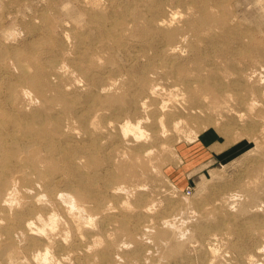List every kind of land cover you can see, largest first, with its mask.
Returning <instances> with one entry per match:
<instances>
[{
	"label": "rangeland",
	"instance_id": "rangeland-1",
	"mask_svg": "<svg viewBox=\"0 0 264 264\" xmlns=\"http://www.w3.org/2000/svg\"><path fill=\"white\" fill-rule=\"evenodd\" d=\"M85 1L87 2L88 0ZM85 1L0 0V47L5 46L7 49L12 50V45L19 43V48L29 53L30 46L35 43L37 45L43 43L42 48L36 53V60L34 59V61L45 62L46 59L49 60L51 49L55 45L60 44L59 40H63L62 46L65 48L70 45L69 40H66V36H64V34L68 33V23L71 22L78 25V27L85 26L88 14L82 8H87L90 5L86 4ZM93 1L99 3H97L99 6L95 10L101 11L108 21H125L126 24H133V21L127 20L130 10L132 12L134 10L143 12L146 19L166 16L171 13L170 11L176 10L178 13H176L175 19H183L184 16L181 14L188 1H190L189 4L195 5L193 9L189 10L193 17L186 21V23L190 24L193 22L194 17H199L203 14L202 12L204 11L200 7L205 6L207 9L204 10L209 12L206 14H210L219 21L224 22V26L228 29L227 32L222 33H218L217 29H215L213 32H206L201 35L199 48L202 62L206 65L213 63L222 64L223 58L229 57L235 59L237 66L241 65L247 70L248 68H259L256 74L264 75V66H262L264 63V52H260L262 47L259 49L258 45H253L252 47L238 49L237 42L233 36L234 30L240 31L244 35L253 36L255 41H260L263 46L264 0ZM200 28L204 31L203 25ZM47 34L50 35V40L44 38ZM157 44L158 41L141 42L131 40L121 49L115 47V54L118 55L119 63L128 64L131 70L137 69L136 74H139L142 71L141 63L145 62L146 57H155L154 50ZM137 52L144 54V56L140 57L134 63V66L131 67V53ZM238 52L239 54H237ZM62 61L65 65V68H62L63 71L67 69V72L65 71L66 73L64 72L61 78L65 91L71 93L79 101L86 98L89 103L96 102L98 96H100L99 94H101V86L97 90L94 89L91 94H87L89 93L87 91L88 88L85 86L82 76L74 69L72 63L65 56L62 57L58 64H62ZM42 65L47 68L49 82L55 83L58 81L48 64L43 63ZM9 70L8 73H1L0 98L6 92V87H3V84H7L8 78L16 74L17 71L11 67ZM30 70L33 69L30 68ZM70 72H74V75ZM73 79H75L74 82ZM76 80H80L82 83ZM102 81L103 83L107 81V75L103 76ZM158 81L162 86L164 81L162 79ZM249 81L253 82V77ZM255 87H257V90L253 93L255 102L252 105L254 110L251 108V111L248 109L251 105L249 106L243 99L240 103H232L234 108L222 105L218 107L219 105H216L219 110L222 108L220 112L211 108V110L205 109L203 112L191 113L190 115L174 111L179 120V126L183 127L177 129V133L176 130H171L168 125L170 123H166L162 127L159 122H155L154 126H151L153 117L147 109L145 111L134 110L133 116L135 118L145 114H150L152 118L151 121L149 119L146 120L147 122L144 120L141 124L144 130L146 129V133L144 132L143 137L141 136L144 139L145 135L144 141L139 138L131 142L133 147L137 148L135 150L128 148L129 144L126 143V138L121 135V137L117 136L118 125L123 121L124 117L110 115V110H100L106 117L103 121L104 124L102 123L101 137L97 138L96 141L91 140L92 142L88 143L79 140V131L75 128L76 136L74 139L78 141L75 143H82L91 148L93 144L95 147V143L97 145L98 142L101 145L108 141L112 142L101 152H96L95 148L92 147L97 160H99V166L95 167V171H93L94 167L92 168L91 166L92 169H90L86 163L77 162L72 164L69 162V156L66 158L68 160L67 165H74L72 173L75 175L77 173L75 166L80 169L82 183H87L88 177L92 178L95 175L94 182L93 180L91 181L95 183L94 194L101 201L102 206L94 210L91 226L94 228L100 226L102 228L100 235V239L101 237L103 238L101 239L102 242L112 243L113 247L109 256L110 262H114L113 264H152V262L153 264H233L235 261L239 263L238 260L249 253H255L258 245H264V115L258 117L259 114H256L258 109L264 108V83H255ZM174 90L160 89L159 96L163 98L161 101L166 103L168 108L177 98L176 94L179 90ZM232 91L236 93L244 92L243 89H237L236 87L232 88ZM31 94V104L26 106L27 110L31 106L40 104L38 97V102L36 103L35 101V93L31 92ZM47 94L51 95L49 91ZM129 94L138 95L139 91H130ZM202 96L200 97V102L203 99ZM32 99L36 104L32 103ZM146 102L151 107V103L155 102V100L147 98ZM254 103L257 106H254ZM212 108L214 109V106ZM224 108H229L231 111ZM232 108L236 110H232ZM218 112L224 116L219 115ZM109 120L111 121L109 122ZM164 121L168 122L167 119ZM104 125H107V128H104ZM163 128L164 131H161ZM165 129L166 132L168 131L166 134L164 133ZM180 131L185 134L183 135ZM207 132H211V134L206 138L205 133ZM75 143L73 141L70 142V144L76 145ZM122 148L129 152L131 151L132 155L133 150L135 154L141 156L138 155L135 160V158H131V154L129 155L128 151L125 152L126 150L124 151ZM150 148H152L151 153L149 152ZM62 152L68 155L67 152H70V148ZM109 155H111L112 161L107 162L106 159H109ZM142 155L147 156V159L144 156L142 157ZM125 156H128V158L126 159ZM121 157H125L124 161H126L122 162L123 159ZM144 158L146 159L145 161ZM148 159L149 162H147ZM77 160L80 159L77 158ZM119 160L125 167L131 165L132 162L135 167L138 160L143 163L138 161L139 164L141 163L140 169L137 167L139 164H137V168L134 170H138L132 175L128 173L126 177L129 179L127 181L125 177L126 180H123L126 182L124 181L123 183L122 180L115 177L117 172H120L119 168L115 169V163L116 165L122 164L120 162L117 163ZM129 160L131 161L129 162ZM145 162L146 164L144 165ZM134 163L136 164L134 165ZM135 178H137V182L133 180ZM59 179L58 177V182ZM116 180L118 184L120 183L119 185H117ZM133 182L139 185H134ZM121 183L126 184L127 187L123 184L121 186ZM77 184L79 185V183ZM60 185L63 186L64 182H61ZM119 186L121 187L120 190L116 188ZM123 186L127 191L129 190L131 197ZM131 186L132 188H128ZM133 187L136 189L134 190ZM122 188L126 191L129 198ZM122 199L127 200V203ZM122 201L126 205L128 202L130 203L126 206ZM119 202L123 203L124 208ZM107 205L109 206L105 210L104 208ZM4 209L7 212L0 213V218L2 219L0 226H8L10 223V209ZM97 213L99 214L98 216L95 215ZM3 220L5 221L3 222ZM96 222L98 224L94 225ZM115 228L117 231L114 230ZM9 229L10 231L6 230L5 232L0 230V247H4L6 251L9 248L7 256L0 255V264H37L32 255L34 251L44 249V241L39 240L37 242L33 240L32 237H39V235L29 233L26 230L16 227H9ZM119 229H122V231ZM158 230L160 232L163 231V235H160L166 237L164 238L166 240H163L159 233L157 235L156 231ZM170 232L172 233L171 236ZM109 233L112 234L110 235ZM129 236H135L136 239L133 237L130 239ZM70 238L68 236V242L66 241L70 244L69 248H66L68 245L64 241H61L59 245L54 244L57 246L52 245V247H49V255L50 253V256L54 255L52 263L58 264L61 261L62 263L60 264H91L87 263V255H91L92 250L86 248L80 238H77L74 242ZM180 245L181 247H179ZM208 246L216 248L217 253L215 252L216 254L214 255L211 251L213 248L211 249ZM177 247L181 248L179 249L181 252ZM168 249L170 252L167 251ZM172 251L174 252L173 254ZM166 252L169 256L171 255L170 258L166 255ZM260 252H257L254 258L257 256L256 259L262 262L261 264H264L262 255L264 251ZM67 253L71 254L70 259ZM63 255L69 261L62 259ZM258 255H261L259 256L260 258ZM213 256L215 257L213 258ZM229 256L232 258L230 259ZM127 258H130L131 261ZM132 261L133 263H131Z\"/></svg>",
	"mask_w": 264,
	"mask_h": 264
},
{
	"label": "bare ground",
	"instance_id": "bare-ground-1",
	"mask_svg": "<svg viewBox=\"0 0 264 264\" xmlns=\"http://www.w3.org/2000/svg\"><path fill=\"white\" fill-rule=\"evenodd\" d=\"M95 2L93 0L85 1L86 4L90 5L87 8H82L88 14L84 27H78V25L71 22L68 23V33L66 35L64 34L66 40L70 42L68 48L62 46L63 40H59L60 44H54L55 46L51 49L49 60L46 59L45 62L34 61L36 53L42 48L43 43L39 45L35 43L33 46H30L29 53L19 48V43L12 45V50L7 49L5 46L0 47V80L1 73H8L10 67L17 70L16 74L8 78V83L3 84V87H6V92L0 98V213L7 212L4 208L10 209L9 227H16L39 235V237H32V239L37 242L39 240L44 241V249L36 250L32 255L37 264H57L52 263L54 261V255L50 256L51 253L49 255V247H52V245L57 246L61 244V241H64L68 245L66 248H69L70 244L67 243L68 236L71 237L70 239L73 242L77 238H80L83 240L85 247L92 250H90L92 254L87 255V263H114L110 262L109 258L111 248L113 247L112 243L102 242L101 239L103 238L101 237L100 239L102 228L100 226H95L96 228L91 226L92 216L95 213L94 210L102 206L101 201L94 194L95 183L91 181L93 180L94 182L95 175L92 178L89 176L86 180L87 183H82L78 166H75L77 170L75 175L72 173L74 165H67L68 160L66 158L69 156V162L72 164L77 162L86 163L90 169L94 167L93 171L96 170V166H99V160H97L92 149L94 144L90 148L82 143H75L78 142L74 139L76 136L75 128L79 131V140L88 143L92 142L91 140L96 141L97 138L101 137V128H103V121L106 117L100 110H110V115L124 117L123 121L118 125L117 136L121 135L126 138L127 141H125L129 144L128 148L135 150L136 147H133L131 142L143 137L146 129L144 130L141 124L144 120L149 119L151 121L152 118L150 114L135 118L133 116L134 110L140 109L145 111L147 109L153 117L151 126H154L155 122H159L162 127L166 123H170L168 125L171 130H176L177 133V129H180L182 126H179V120L174 111L190 115L191 113H200L205 109L211 108L212 110L220 112L222 108L219 110L218 107L221 105L233 107L232 103H240L242 99L249 106L251 105L248 108L251 111L253 102H255L253 93L257 90L255 83H264V75L256 74L259 68H248L247 70V68L241 65L237 66L233 58H223L224 61L222 64L213 63L206 65L202 62L199 48L201 35L206 32H213L215 29H217L218 33L227 32L228 29L224 26V22L219 21L210 14L207 15L206 13L209 12L204 10L207 9L205 6L200 7L204 11L202 12L203 14L199 17H194L193 22L190 24L186 23L187 19L193 17L189 10L195 6L191 3L189 4L190 1L184 6L183 13L181 14L184 16L183 19H175V15L178 13L176 10L170 11L171 13L166 16L148 19L144 18L145 15L141 11L134 10L132 12L130 10L127 20L133 21V24H126L125 21H108L101 11L95 10L99 6V3L97 2V4ZM201 25L204 26V31L200 28ZM233 36L237 42L238 49L258 45L259 49L262 47L260 52H264V43L262 46V43L255 41L253 36L244 35L242 32L236 30H234ZM44 38L47 40L51 39L49 34L45 35ZM131 40L141 42L158 41L156 49L154 50L155 57H146L145 62L141 63L142 71L139 74H136L137 69L131 70L128 64L119 63L118 55L115 54V47L121 49ZM63 56L72 63L74 69L82 76L85 81V86L88 88L87 91L89 93L87 94H91L94 89L97 90L101 86V94L98 93L100 96H98L96 102L89 103L86 98L79 101L71 93L65 91L61 83V78L67 69L65 71L62 69L63 67L65 68L63 64L64 60L61 62L62 64H58ZM142 56L144 54L139 52L131 53L130 66L133 67L134 63ZM43 63L48 64V67L58 81L55 83L49 82L47 68L42 65ZM262 66H264V63ZM30 68L33 70H30ZM71 74L74 75V72ZM104 75H107V81L105 83L102 81ZM251 77H253V82L249 81ZM75 79H73V82ZM160 79L164 81L162 86L158 81ZM78 81L80 82V80ZM237 82L240 83L238 84ZM234 87L243 89L244 92H233L232 88ZM161 88H166L168 91H172L173 89L179 90L176 94L177 98L175 102L169 108L166 107V103L161 101L163 99L159 96ZM48 91L51 95L47 94ZM130 91H139V94L131 95L129 94ZM31 92L35 93L36 103L38 102L37 99H40V104L31 106L27 110L26 106L31 104ZM201 96L203 99L200 102ZM147 98L155 100V102L151 103V107L146 102ZM35 101L33 102L32 99V103H35ZM216 105L219 106L217 107ZM255 105L256 103H254ZM213 106L214 109L212 108ZM229 108L224 109L231 111V108ZM233 108L232 110H236ZM165 110L168 111L165 112ZM256 114L260 115L258 117L263 116L264 108L258 109ZM221 116L224 115L221 114ZM165 119L168 122H165ZM104 128H107V125H104ZM161 131H164V128ZM167 132L165 129L164 133L166 134ZM72 141L76 145L70 144ZM111 143V141L103 143L102 145L99 142L97 145L95 143V151L101 152ZM68 148H70V152H67L68 155L63 154L62 151ZM150 149L149 152L152 151V148ZM133 150L132 153L134 156L130 153L131 151L126 150L125 152L128 151L129 155L131 154V158L133 157L136 160L139 154H135ZM110 156H108L109 159H106L107 162L112 161V157ZM125 157H121L123 159L122 162L126 161H124ZM77 158L80 160H77ZM145 158L144 161L147 159ZM114 159L116 160V158ZM141 160L138 161L142 162L143 160ZM138 161H136L137 164H139ZM119 162L122 163L121 160L117 161V163ZM147 162H149V159ZM132 164H127L129 166L125 167L123 163L118 165L115 163V169H120V172H117L115 177L122 180L123 183L126 178L128 181L129 178L126 175L128 173L131 175L135 174L138 169L136 171L134 169L137 167L140 169L141 167V163L139 164L140 166L134 163V165L136 164L135 167ZM58 177L60 178L59 182L57 181ZM61 182H64L63 186L60 185ZM116 182L117 185L120 184H118L117 180ZM123 183H121V186ZM135 183L134 185H139ZM124 186L127 187L126 184ZM124 186L123 188H125ZM116 188L121 189L120 186ZM128 188H132V186ZM128 193L131 197L130 192ZM151 193L154 194L153 192ZM123 201L127 203V200ZM126 203L124 204L126 205ZM119 204L122 205L120 202ZM108 206L103 208L106 210ZM95 215L98 216L99 214L97 213ZM96 224L98 223H94V225ZM8 226H0V230L4 232L6 230L10 231ZM114 230L117 231L116 228ZM119 230L122 231V229ZM158 231H156L157 235L163 232ZM167 234L169 235V233ZM171 235L172 233L170 232ZM133 238L136 239L135 236ZM164 238L166 237L162 236V239L166 240ZM209 248H213L211 251L214 255L217 253L216 248ZM177 249L179 250L181 248L177 247ZM7 251L4 247H0L1 256H7L9 254ZM167 251L170 252L169 249ZM260 251H264V245H258L255 253L252 252L253 254L249 253L247 256L241 257L238 260L239 263H236L234 259L235 263L233 264H261L262 262L256 259L257 256L254 258L256 253ZM70 253H67L68 255L66 254L69 259L71 257ZM166 255L169 256L167 252ZM230 255L232 254L230 253ZM262 255L264 257V254ZM62 259H65L64 255ZM69 259L65 260L69 261ZM127 259L131 261L130 258ZM60 263L62 262L60 261Z\"/></svg>",
	"mask_w": 264,
	"mask_h": 264
},
{
	"label": "crops",
	"instance_id": "crops-1",
	"mask_svg": "<svg viewBox=\"0 0 264 264\" xmlns=\"http://www.w3.org/2000/svg\"><path fill=\"white\" fill-rule=\"evenodd\" d=\"M208 133V132H207ZM205 133V137L207 138V137H209L210 136V134H211V132L210 133Z\"/></svg>",
	"mask_w": 264,
	"mask_h": 264
}]
</instances>
